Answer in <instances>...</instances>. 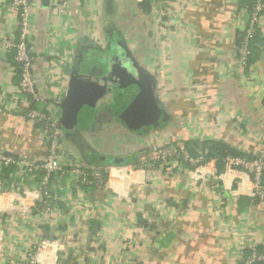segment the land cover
Masks as SVG:
<instances>
[{
    "label": "crops",
    "instance_id": "1",
    "mask_svg": "<svg viewBox=\"0 0 264 264\" xmlns=\"http://www.w3.org/2000/svg\"><path fill=\"white\" fill-rule=\"evenodd\" d=\"M14 1L0 0V41L18 37ZM33 3V75L46 101L30 105L21 97L20 71L10 61L15 52L0 46L1 154L46 159L42 128L28 113L47 110L57 92L59 83L48 80L52 52L70 54L56 73L67 76L69 86L86 48L105 50L110 36H117L151 77L153 92L128 120L106 106L61 129L59 164L106 168L105 188L79 190L72 176L56 178L46 214L38 186L18 178V167L8 180L0 174V195L15 193L10 205L0 204V264H27L44 243L37 264H241L247 250L264 248V200L251 197L246 173L217 175L215 162L196 169H136L157 149L187 141H221L250 159L264 158V42L254 64L244 71L237 65L248 21L245 0ZM259 34L264 41V12ZM102 72L99 66L92 74ZM117 155L130 162L111 164ZM53 243L54 254L41 261Z\"/></svg>",
    "mask_w": 264,
    "mask_h": 264
},
{
    "label": "built area",
    "instance_id": "2",
    "mask_svg": "<svg viewBox=\"0 0 264 264\" xmlns=\"http://www.w3.org/2000/svg\"><path fill=\"white\" fill-rule=\"evenodd\" d=\"M156 0H141L152 4ZM165 2L166 0H159ZM253 5L248 11V21L245 28L241 31L242 40L237 47L238 67L244 71L248 66L249 58L251 57V42L258 34L262 25V14L264 12V0H252ZM58 5V4H57ZM65 3L59 4L57 7L62 11ZM14 8L18 18V37H12L2 39L0 46L4 49L5 53L11 54L15 52L14 61L20 65L21 82L19 85V92L22 98H24L28 104L36 105L46 101V98L41 96L37 90L35 78L33 75V63L34 55L32 43L30 40V19L31 11L35 8L33 0H15ZM53 57L51 67L49 71L51 76L49 81L58 82L59 86L57 92L54 90L53 100L50 105L47 106V110L40 111L33 109L28 113V118L31 122L37 123L41 126L44 138L47 141V157L43 162H33L28 159H16L11 156L0 153V169L9 165H16L18 167V178H23L28 181V186L37 185L36 194L38 199H45L44 212L46 214L51 212V205L49 201L52 200V195L49 192V188L54 179H63L67 176H72L75 180V186L77 189H82L84 186L93 184L98 189H103L106 186V168H91L82 166L76 161L70 162L67 166L62 167L60 157L64 153V147L62 142V128L60 126V104L64 100L68 91L67 76L62 77L61 74H56L58 69L64 68L68 61L67 56H59L56 52L50 53ZM14 70H17L14 68ZM197 157H192L185 149V146L181 143L176 145L168 144L157 149L150 157L141 160L136 169L146 171L154 167H172L177 168L184 167V163H189L192 169H196L201 166H205L215 161H210L203 164L202 152L198 149ZM20 171V172H19ZM225 171L227 174L233 172H244L249 177L253 192L251 197L253 199L264 200V158H236L228 157L225 160ZM42 172V176L38 178V175ZM197 175H201L202 179H205L203 173L195 172ZM36 174V175H32ZM216 175V174H215ZM218 175V172H217ZM38 180V182L36 181ZM27 194H29L27 192ZM45 248L41 244L37 252L28 255L27 264H37V258ZM252 256L245 261V264H254L255 262L264 261V253H258L257 247L251 248Z\"/></svg>",
    "mask_w": 264,
    "mask_h": 264
},
{
    "label": "water",
    "instance_id": "3",
    "mask_svg": "<svg viewBox=\"0 0 264 264\" xmlns=\"http://www.w3.org/2000/svg\"><path fill=\"white\" fill-rule=\"evenodd\" d=\"M86 55L88 58L80 59L81 63L72 72L67 95L60 104V126L64 130L80 125L106 106L118 118L128 120L153 92L151 77L117 36H110L105 50L86 48ZM99 66L103 74H92ZM129 162V158L110 161L116 166Z\"/></svg>",
    "mask_w": 264,
    "mask_h": 264
},
{
    "label": "trees",
    "instance_id": "4",
    "mask_svg": "<svg viewBox=\"0 0 264 264\" xmlns=\"http://www.w3.org/2000/svg\"><path fill=\"white\" fill-rule=\"evenodd\" d=\"M245 4L248 7V11H250V8L253 5L252 0H245ZM242 35L240 37V41L242 40ZM263 40L261 39V36L258 34L255 36V38L253 39V41L251 42V57L249 58L248 61V66H251L252 64H254L260 57V50L258 47V44H263ZM14 56V55H13ZM13 56H11L10 61L12 62V64L14 65V67L19 70L20 69V65L17 64L14 61ZM247 66V67H248ZM177 143H174L173 145H176ZM183 145L185 146V149L189 152V154L192 157H197V150L199 149L202 152L203 155V161L202 163H208L210 161H215L216 163V167H217V171H218V175H221L225 172V160L228 157H236V158H248L250 159L249 156H247L246 154L230 147L229 145H227L224 142L221 141H213V140H207V141H203V142H198V141H187V142H183ZM184 167L186 168H192L193 166H191L189 163H184ZM194 168V167H193ZM16 170V165H9L7 167H4L2 169V172L0 174H2V177L6 180L10 179V174H12V172H15ZM32 175H36V174H32ZM38 175V178L42 176V172H40ZM257 252L258 253H264V248L263 247H257ZM252 250H247L245 253V260L250 258L252 256ZM241 264H245V261H242ZM254 264H264V261H259V262H255Z\"/></svg>",
    "mask_w": 264,
    "mask_h": 264
},
{
    "label": "clouds",
    "instance_id": "5",
    "mask_svg": "<svg viewBox=\"0 0 264 264\" xmlns=\"http://www.w3.org/2000/svg\"><path fill=\"white\" fill-rule=\"evenodd\" d=\"M14 199H15V193H4L3 195H0V204H3V205H5V206L10 205ZM45 247H46V248L48 247L47 244L45 245ZM56 247H57L56 244L53 243V244L51 245V250H52V251H51V252H47V251H45V252L39 257V259H40L41 261H43V259H44L45 256H48V255H52V254H54Z\"/></svg>",
    "mask_w": 264,
    "mask_h": 264
},
{
    "label": "rangeland",
    "instance_id": "6",
    "mask_svg": "<svg viewBox=\"0 0 264 264\" xmlns=\"http://www.w3.org/2000/svg\"><path fill=\"white\" fill-rule=\"evenodd\" d=\"M114 149V148H113ZM117 149H115V151H116ZM112 157V156H111ZM127 158V156H121L120 157V155H117V156H113V158H111V160H116V159H119V158ZM139 163V162H138ZM138 163H136L137 165H138ZM124 166V165H123ZM126 166V165H125Z\"/></svg>",
    "mask_w": 264,
    "mask_h": 264
},
{
    "label": "flooded vegetation",
    "instance_id": "7",
    "mask_svg": "<svg viewBox=\"0 0 264 264\" xmlns=\"http://www.w3.org/2000/svg\"><path fill=\"white\" fill-rule=\"evenodd\" d=\"M83 60H86V58H88V56L85 54L84 57H82Z\"/></svg>",
    "mask_w": 264,
    "mask_h": 264
}]
</instances>
